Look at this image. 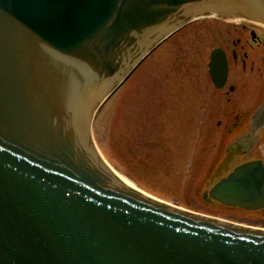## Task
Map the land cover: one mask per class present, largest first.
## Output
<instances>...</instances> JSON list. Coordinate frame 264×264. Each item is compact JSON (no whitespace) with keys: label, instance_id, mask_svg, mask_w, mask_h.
<instances>
[{"label":"water","instance_id":"95a60500","mask_svg":"<svg viewBox=\"0 0 264 264\" xmlns=\"http://www.w3.org/2000/svg\"><path fill=\"white\" fill-rule=\"evenodd\" d=\"M211 16L264 25V0H0V264H264L263 229L130 187L91 140L95 113L137 66ZM208 68L222 88L221 49ZM206 195L264 211L262 161Z\"/></svg>","mask_w":264,"mask_h":264},{"label":"rangeland","instance_id":"374dc122","mask_svg":"<svg viewBox=\"0 0 264 264\" xmlns=\"http://www.w3.org/2000/svg\"><path fill=\"white\" fill-rule=\"evenodd\" d=\"M226 23L194 21L157 47L97 110L91 140L107 165L143 193L201 215L264 229V211L203 197L229 156V171L251 160L264 162V126L252 147L237 146L252 134V115L264 102V49L246 47V66L239 58L230 64L224 89H216L208 76L213 50L226 47L229 55L240 50L234 45L238 26ZM230 86L234 91H228Z\"/></svg>","mask_w":264,"mask_h":264},{"label":"flooded vegetation","instance_id":"af4514ba","mask_svg":"<svg viewBox=\"0 0 264 264\" xmlns=\"http://www.w3.org/2000/svg\"><path fill=\"white\" fill-rule=\"evenodd\" d=\"M204 19H209V18H204ZM213 19H215L217 21L225 22V23L227 22L226 24H232V25L238 26L239 29L238 28L237 29H238V32L240 34L239 38L234 40V45L239 46V49H240L239 52L232 51L231 54L229 55L226 47H221L220 48L225 54V58L227 60V65H228L227 79H226L225 85L222 87V89H224L226 87V84L228 82L229 75H230V64L232 62H236L238 60V58H239V60L242 62V64L244 66H246L245 63H246V59L248 57V53L244 49L246 47L253 48L254 45L258 46V48L264 49V26L261 25V24H258V23H255V22H251V21H246V20H235L236 22H232V21H226V20L218 19V18H213ZM233 32H235V31H233ZM248 34H249V40L246 37V39L242 43L241 42L242 41L241 38L245 37V35H248ZM241 51H242V54H241ZM262 63H263L262 65L264 66V56H263ZM208 76H209V79H210L212 85L216 89H221V88H217L213 84L212 79H211V77L209 75V70H208ZM229 90L230 91H234V88L230 86V87H228V91ZM239 147H240V145H239ZM212 186H213V184L208 186V188L210 189Z\"/></svg>","mask_w":264,"mask_h":264},{"label":"bare ground","instance_id":"6f19581e","mask_svg":"<svg viewBox=\"0 0 264 264\" xmlns=\"http://www.w3.org/2000/svg\"><path fill=\"white\" fill-rule=\"evenodd\" d=\"M226 21H232V22H236L235 19H229V20H226ZM209 69V68H208ZM123 85V84H122ZM251 129L253 130L252 131V134L250 135V133L247 135V136H244L241 140H238L237 142V145H240L242 146L243 148H246V147H252L253 144L255 143V139L257 137V131L259 129V127H263L264 126V103L262 104V106L260 107L259 111L258 112H255L253 113L252 115V118H251ZM251 161H262L261 159H255V160H251ZM251 161H248V162H251ZM106 163V162H105ZM247 163V162H246ZM263 165H264V162L262 161ZM107 164V163H106ZM245 164V163H243ZM109 165V164H108ZM231 165V164H229ZM227 166L226 169H223L221 171H219L217 173V171L215 172V177L213 179V183L214 185H216L220 180L226 178L228 176L229 173H231L235 168L241 166V165H237L235 167L232 168V170L229 172L230 170V166ZM110 169L120 178L122 179L125 183H127L130 187H135V184L133 183V181H131L129 178L125 177L123 174H121L120 172L118 171H115L113 169V167L109 166ZM225 173V174H224ZM222 177V178H221ZM220 178V179H219ZM213 185V186H214ZM212 186V187H213ZM211 187V188H212ZM210 188V189H211ZM207 190V191H210ZM263 211V210H261Z\"/></svg>","mask_w":264,"mask_h":264}]
</instances>
